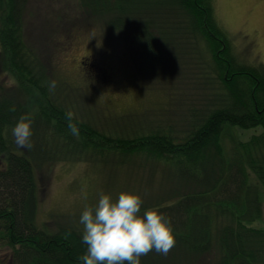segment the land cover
Returning <instances> with one entry per match:
<instances>
[{"label":"trees","instance_id":"trees-1","mask_svg":"<svg viewBox=\"0 0 264 264\" xmlns=\"http://www.w3.org/2000/svg\"><path fill=\"white\" fill-rule=\"evenodd\" d=\"M27 2L0 0V75L11 81L0 84V248L11 264H83L81 226L53 217L50 230L37 221L61 161L173 183L175 199L143 203L141 214L156 209L170 217L177 243L167 255L142 256L141 264H264V229L253 225L264 218V65L238 59L214 0H82L117 38L133 43L140 87L168 95L142 114L92 102L87 108L85 95L56 80L54 53L28 41ZM68 111L79 139L69 131ZM25 114L34 120L31 150L12 135Z\"/></svg>","mask_w":264,"mask_h":264},{"label":"rangeland","instance_id":"rangeland-1","mask_svg":"<svg viewBox=\"0 0 264 264\" xmlns=\"http://www.w3.org/2000/svg\"><path fill=\"white\" fill-rule=\"evenodd\" d=\"M214 7L238 59L264 65V0H214ZM24 20L28 41L54 53L55 79L85 95L89 99L87 108L92 102L93 107L112 112L142 114L167 102L164 90L140 87L138 51L133 43L117 38L105 17L91 15L82 0H28ZM100 74L106 75L107 83ZM2 81L11 83L0 75V84ZM152 112L146 111L145 115ZM104 113L107 118L109 115ZM259 130H244L241 138L247 140ZM230 145L227 139L226 146ZM121 169L106 165L98 168L84 162L56 163L40 203L38 224L55 230L56 224L49 223L56 217L83 228L79 223L82 212L94 207L101 194H109L115 201L121 193H135L149 205L176 198L171 195L173 183L160 182L159 176L149 182L138 173ZM142 174L149 176L146 170ZM253 225L264 229V218ZM0 264H11L9 250L0 248Z\"/></svg>","mask_w":264,"mask_h":264},{"label":"clouds","instance_id":"clouds-1","mask_svg":"<svg viewBox=\"0 0 264 264\" xmlns=\"http://www.w3.org/2000/svg\"><path fill=\"white\" fill-rule=\"evenodd\" d=\"M49 92L57 86L48 82ZM11 111H15L13 106ZM68 128L79 139L80 130L72 122L73 113H66ZM34 120L30 114L22 115L12 128L14 142L21 148L34 147ZM82 123V121H80ZM86 198V197H85ZM144 201L135 193H121L114 201L109 194H101L94 207H86L80 216L83 225L82 242L86 252L79 257L83 264H141V257L153 250L167 255L176 245L177 239L171 227V218L156 209L141 214ZM65 234V238L68 237Z\"/></svg>","mask_w":264,"mask_h":264},{"label":"flooded vegetation","instance_id":"flooded-vegetation-1","mask_svg":"<svg viewBox=\"0 0 264 264\" xmlns=\"http://www.w3.org/2000/svg\"><path fill=\"white\" fill-rule=\"evenodd\" d=\"M84 62V61H83Z\"/></svg>","mask_w":264,"mask_h":264}]
</instances>
